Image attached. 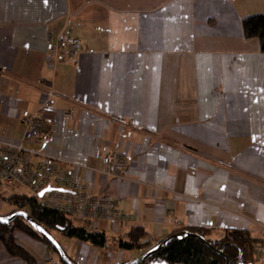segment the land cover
Segmentation results:
<instances>
[{
    "label": "crops",
    "instance_id": "obj_1",
    "mask_svg": "<svg viewBox=\"0 0 264 264\" xmlns=\"http://www.w3.org/2000/svg\"><path fill=\"white\" fill-rule=\"evenodd\" d=\"M258 15L264 0H0V144L21 140L27 116L47 120L23 143L32 164L60 160L86 194L114 198L132 217L71 220L106 243L56 232L70 261L127 264L181 229L264 242V54L241 27ZM51 32L79 42L75 62L52 68ZM116 153L127 169L111 179ZM16 189L27 192L6 197L29 195ZM14 237L35 264H63L43 243ZM134 237L138 248L119 247ZM0 264L26 263L0 243Z\"/></svg>",
    "mask_w": 264,
    "mask_h": 264
},
{
    "label": "trees",
    "instance_id": "obj_2",
    "mask_svg": "<svg viewBox=\"0 0 264 264\" xmlns=\"http://www.w3.org/2000/svg\"><path fill=\"white\" fill-rule=\"evenodd\" d=\"M241 27L244 39H256L260 52L264 54V15L243 18ZM2 201L14 207V210L9 215L0 217L8 218L21 212L29 218L28 221L15 218L10 224H0V243L3 244L8 255L18 258L26 264H35V262L27 252L16 244L15 231L43 243L52 250L54 248L40 235V230L51 237L53 232H58L68 238H74L94 246H105L106 241L102 234L88 233L83 229L74 228L71 220L65 215L39 205L32 197L12 195L2 197ZM189 234L201 237L214 250L221 251L222 255L215 254L199 241L188 236ZM137 238L134 237L133 241L129 243L120 241L119 247L127 250L138 248ZM263 243L262 240L253 238L245 231H230L220 239L211 241L200 230L181 229L149 248L140 257L153 250L157 249V251L145 262L137 264H225L226 259L228 264H264V260L257 262V246ZM64 257L65 260L61 259L63 264H74L65 255Z\"/></svg>",
    "mask_w": 264,
    "mask_h": 264
},
{
    "label": "built area",
    "instance_id": "obj_3",
    "mask_svg": "<svg viewBox=\"0 0 264 264\" xmlns=\"http://www.w3.org/2000/svg\"><path fill=\"white\" fill-rule=\"evenodd\" d=\"M49 64L52 68L75 62L80 54L77 40L68 38L63 32H51L46 36ZM49 129V122L29 115L25 120V130L17 143L0 144V189L22 187L29 197L48 209L65 215L70 220L84 222L107 221L110 223H130L132 217L124 213L114 198H96L85 193L74 174L62 167L60 160L48 157L32 164L36 153L23 147L24 142L36 140L41 132ZM127 169L124 156L116 153L108 163L105 174L111 179L122 178ZM54 185L61 191L45 192ZM262 257L257 255V262Z\"/></svg>",
    "mask_w": 264,
    "mask_h": 264
},
{
    "label": "water",
    "instance_id": "obj_4",
    "mask_svg": "<svg viewBox=\"0 0 264 264\" xmlns=\"http://www.w3.org/2000/svg\"><path fill=\"white\" fill-rule=\"evenodd\" d=\"M51 189H46L45 191L41 192L38 197H42V195L47 192V193H50ZM15 218H22L26 221H28V216L25 214V213H21V212H18V213H15L13 216L11 217H8V218H3V217H0V224H3V225H7V224H10ZM40 235L46 239L50 244L51 246L54 248V250L59 254L60 258L62 260H65V257H64V254L63 252L61 251L60 247L57 245V243L54 241V239L48 235L47 233H45L43 230H40L39 231ZM188 236L196 239L197 241H199L201 244H203L204 246H206L208 249L212 250L215 254L217 255H222V252L221 251H216L214 250L208 243H206L201 237L197 236V235H191L189 234ZM157 251L156 250H153L151 252H149L148 254L138 258V259H135L127 264H137V263H142V262H145L151 255H153L155 252ZM161 264H165V263H161ZM225 264H228V261L226 259V263Z\"/></svg>",
    "mask_w": 264,
    "mask_h": 264
},
{
    "label": "rangeland",
    "instance_id": "obj_5",
    "mask_svg": "<svg viewBox=\"0 0 264 264\" xmlns=\"http://www.w3.org/2000/svg\"><path fill=\"white\" fill-rule=\"evenodd\" d=\"M14 191H18L22 194H27V192H25L24 190H21V189H18V190L16 189ZM9 193H11L9 190L5 191V190L0 189V196L2 195L3 197H6V195ZM0 203L2 205L1 210H0V216H5V215L7 216V214L13 209V207L11 205H8L7 203H5V201H2V197L0 198ZM55 235H56V232H53L52 236L55 237ZM263 255H264V253L260 254L261 257H264Z\"/></svg>",
    "mask_w": 264,
    "mask_h": 264
}]
</instances>
